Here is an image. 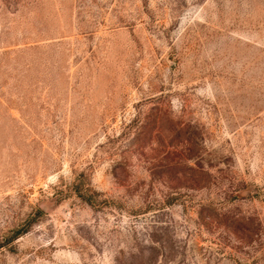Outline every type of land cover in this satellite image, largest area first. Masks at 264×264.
Listing matches in <instances>:
<instances>
[{
	"label": "rangeland",
	"instance_id": "rangeland-1",
	"mask_svg": "<svg viewBox=\"0 0 264 264\" xmlns=\"http://www.w3.org/2000/svg\"><path fill=\"white\" fill-rule=\"evenodd\" d=\"M0 264H264V0H0Z\"/></svg>",
	"mask_w": 264,
	"mask_h": 264
}]
</instances>
